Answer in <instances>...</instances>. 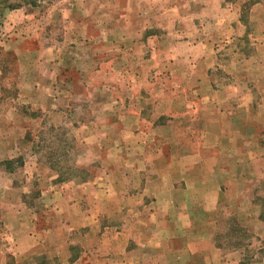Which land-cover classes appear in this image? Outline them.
I'll list each match as a JSON object with an SVG mask.
<instances>
[{"label": "rangeland", "instance_id": "rangeland-1", "mask_svg": "<svg viewBox=\"0 0 264 264\" xmlns=\"http://www.w3.org/2000/svg\"><path fill=\"white\" fill-rule=\"evenodd\" d=\"M158 180L212 182L192 225L264 259V0H0V264L143 259L114 232L149 228L141 204L104 198L92 228L78 201Z\"/></svg>", "mask_w": 264, "mask_h": 264}, {"label": "crops", "instance_id": "crops-1", "mask_svg": "<svg viewBox=\"0 0 264 264\" xmlns=\"http://www.w3.org/2000/svg\"><path fill=\"white\" fill-rule=\"evenodd\" d=\"M207 169L208 165L206 162V170ZM183 171H188V168L186 167ZM161 175H163V173ZM159 178L161 177L159 176ZM158 181H160L157 183L159 196L151 198L153 200L150 199V184L147 182L142 185L132 184L133 193L135 192L134 188H139L142 193L136 196L132 194V197L128 196L125 199L119 198V193L114 191L115 188L118 190L119 187L117 185H115V188H108L109 185L105 184L103 188V183H100L98 186H94L92 190L90 187L85 186L84 188L87 190L89 189V191L86 193V197L85 194L81 195L78 202H88L93 205V209L86 215L84 214L81 218L83 220L87 219L84 226H91V221L92 223L97 221V215L99 213L96 215V210L98 212L101 210L102 200L104 198L108 197L113 203H119L118 200H120V206L125 202L126 206L131 208L126 210L127 217L130 213L134 214V209L138 210V204H141L144 208V212H147V215L149 214L151 216V219H149V221H151L149 228L146 229L143 227L142 230H132L130 226H128V228L126 227L123 229L125 231L120 230L118 232L115 230L114 232H117L115 235L116 237L126 238L127 246L130 245L131 239L138 238L139 242L134 245L137 250L132 249L130 253L133 254L134 252L140 251L145 257L143 256V259H139L140 257H130L126 259L125 263L121 264H242L238 258L233 260L232 257H230V255H235L231 250L215 246L214 236L211 232L199 230L197 225H192V222L202 221V219L195 218V212L192 213L189 211L191 206V204L188 203L189 191L197 190L201 194L208 196L207 191L209 189L214 190L212 182L203 180L202 183H198L192 181L191 183H186L185 187L176 186L175 184V193L181 195V201L185 200L182 207L179 205L181 202L179 199L174 200L166 198V191H171V189L166 186L163 180ZM94 185H96V183H94ZM129 185L130 184L127 183L125 186L129 187ZM67 188L69 187L67 186ZM107 191H110V193L107 194ZM140 195L141 197H139ZM88 199L92 200V202L87 201ZM164 201H168V211L167 209L165 210V205L159 204ZM216 202L218 201L214 203ZM116 205L117 204L114 206L120 207ZM147 205L149 208H147ZM156 205H159V207H155ZM197 205L202 206L205 204L197 203ZM194 207L195 206H193V208ZM170 209H173L174 212H171ZM254 219L258 221L261 220L258 217ZM146 220L147 218L145 221ZM91 227L94 228V224ZM35 236L36 234H32L31 236L27 235V237H30L31 244L29 251L41 255L37 257H44L45 254L49 253L50 248L48 245H45L43 240H37ZM79 264H86V262L84 260L83 263L81 261ZM250 264H264V259L255 257Z\"/></svg>", "mask_w": 264, "mask_h": 264}]
</instances>
